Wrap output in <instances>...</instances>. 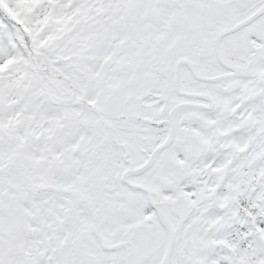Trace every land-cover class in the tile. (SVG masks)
Masks as SVG:
<instances>
[{"label":"snow or ice","instance_id":"snow-or-ice-1","mask_svg":"<svg viewBox=\"0 0 264 264\" xmlns=\"http://www.w3.org/2000/svg\"><path fill=\"white\" fill-rule=\"evenodd\" d=\"M0 264H264V0H0Z\"/></svg>","mask_w":264,"mask_h":264}]
</instances>
